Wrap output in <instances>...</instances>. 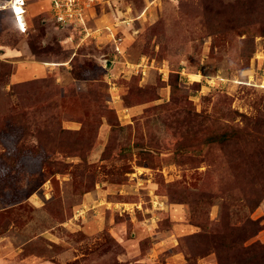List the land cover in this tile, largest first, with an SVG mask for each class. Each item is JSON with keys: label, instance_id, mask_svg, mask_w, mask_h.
<instances>
[{"label": "rangeland", "instance_id": "obj_1", "mask_svg": "<svg viewBox=\"0 0 264 264\" xmlns=\"http://www.w3.org/2000/svg\"><path fill=\"white\" fill-rule=\"evenodd\" d=\"M80 1L28 0L24 34L0 9V264L264 244V0Z\"/></svg>", "mask_w": 264, "mask_h": 264}, {"label": "built area", "instance_id": "obj_2", "mask_svg": "<svg viewBox=\"0 0 264 264\" xmlns=\"http://www.w3.org/2000/svg\"><path fill=\"white\" fill-rule=\"evenodd\" d=\"M28 0H0V9L10 10L16 29L24 34L28 30L26 18ZM53 19L60 24H77L83 21V7L80 0H49ZM86 4V2H82ZM90 3L86 4L89 5Z\"/></svg>", "mask_w": 264, "mask_h": 264}, {"label": "trees", "instance_id": "obj_3", "mask_svg": "<svg viewBox=\"0 0 264 264\" xmlns=\"http://www.w3.org/2000/svg\"><path fill=\"white\" fill-rule=\"evenodd\" d=\"M10 13L12 20H14L13 14L10 10H7ZM249 225L245 227H250L249 233H244L242 236L233 237L230 242L224 243V237L222 238L221 252L217 249L219 254L220 264H226L222 259V252L225 254L233 252L237 258L235 260L239 261L240 264H264V244L261 243H252L251 245H245L246 241L253 237L257 231V222L249 221ZM231 227H229L230 231ZM240 230V228H234L233 231ZM220 235L217 234V240L220 241ZM233 264H237L234 262Z\"/></svg>", "mask_w": 264, "mask_h": 264}]
</instances>
